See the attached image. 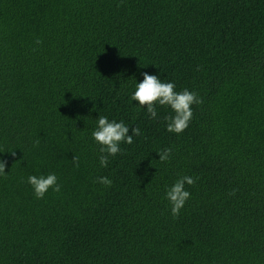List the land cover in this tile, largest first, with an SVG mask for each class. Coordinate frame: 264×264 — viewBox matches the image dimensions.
Returning <instances> with one entry per match:
<instances>
[{"label": "trees", "instance_id": "obj_1", "mask_svg": "<svg viewBox=\"0 0 264 264\" xmlns=\"http://www.w3.org/2000/svg\"><path fill=\"white\" fill-rule=\"evenodd\" d=\"M145 72L202 99L182 133ZM99 116L141 131L107 167ZM0 160V264H264V0H0Z\"/></svg>", "mask_w": 264, "mask_h": 264}, {"label": "clouds", "instance_id": "obj_2", "mask_svg": "<svg viewBox=\"0 0 264 264\" xmlns=\"http://www.w3.org/2000/svg\"><path fill=\"white\" fill-rule=\"evenodd\" d=\"M120 6L119 4L117 5ZM37 44L41 41L37 40ZM135 91L132 93V101H137L139 106L146 107L147 114L152 119L157 118L156 105L170 107L174 115L164 117L166 121V129L170 133L180 134L187 129L192 117V105L201 104L203 101L197 93L184 89L180 92L176 91V85L173 82H162L156 75L143 73L142 82L134 85ZM92 138L100 145L99 161L102 167H107L109 157L116 156L121 153V143L131 145L134 136H140L141 131L138 127L132 128V134L129 135V126L123 121H109L106 116H99L97 126L91 133ZM39 144V141H36ZM15 156L14 151H10ZM161 162L170 159L172 149L165 148L157 152ZM74 165L79 167V157L74 156L72 159ZM6 161L0 160V175H7L5 172ZM96 182L111 187L112 181L108 177H98ZM196 180L188 175H183L177 179L174 184L166 189L165 198L171 205V214L177 218L186 201L190 198V192L185 190V184L194 185ZM34 191L37 199H43L45 194L51 188L54 192H60L61 186L57 182V176L54 173L48 175H29L27 178ZM235 189L232 194H235Z\"/></svg>", "mask_w": 264, "mask_h": 264}]
</instances>
